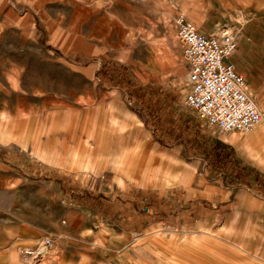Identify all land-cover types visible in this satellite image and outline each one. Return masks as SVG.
<instances>
[{
	"label": "rangeland",
	"instance_id": "1",
	"mask_svg": "<svg viewBox=\"0 0 264 264\" xmlns=\"http://www.w3.org/2000/svg\"><path fill=\"white\" fill-rule=\"evenodd\" d=\"M178 14L264 43V0H0V264H264V139L184 107Z\"/></svg>",
	"mask_w": 264,
	"mask_h": 264
},
{
	"label": "built area",
	"instance_id": "2",
	"mask_svg": "<svg viewBox=\"0 0 264 264\" xmlns=\"http://www.w3.org/2000/svg\"><path fill=\"white\" fill-rule=\"evenodd\" d=\"M175 36L188 67V93L184 107L220 134H246L261 120V113L247 93L233 55L237 39L231 29L205 34L183 14L175 17ZM45 245L50 241L45 239Z\"/></svg>",
	"mask_w": 264,
	"mask_h": 264
},
{
	"label": "crops",
	"instance_id": "3",
	"mask_svg": "<svg viewBox=\"0 0 264 264\" xmlns=\"http://www.w3.org/2000/svg\"><path fill=\"white\" fill-rule=\"evenodd\" d=\"M255 20L257 19H254V17L252 19H249V21H255ZM219 27L220 26L212 29L211 26L205 25V22L202 21L199 23L198 30L205 34H210L215 32L216 29ZM241 30H243V28L240 29L232 28V32L234 33L235 38L237 39V50H238L234 57V62L238 71L241 72V75L245 76L246 78L245 83L246 81L249 84H252L253 82L257 83L260 79H264V43L263 42L244 43V41H242L243 39H239V36L243 35V31L241 32ZM251 30L252 29L244 31V34L252 35L253 30L252 31ZM254 100L256 104L259 106V108H262L260 103L256 101V98ZM181 118H182V123L189 122L186 119H184L183 116H181ZM260 123H259L260 126H257L258 129L256 128V132H254L252 138H250L249 140V149L251 150H252V146L256 141L258 140L261 141L260 139H264V120L263 121L261 120ZM193 128L196 129V127ZM188 131H189V127L187 128V130H182L183 141L181 143V146L185 144L184 143L185 139H188V141H190L191 133ZM199 132H200V136L197 137L199 139L198 145L199 147H202V150L199 152V158H198L199 161L203 160L204 161L203 164H207V166L210 167L211 169L212 167H216V165L223 160L225 162V167H224L225 171H230V174L233 171L235 176H238V174L235 173L240 172L241 175L242 173L247 172L248 170L247 166L249 165H247L244 161L239 160L237 151L235 153H231V148L229 146L227 147L226 145H224L226 142L222 137L217 136L214 132L209 130L199 131ZM195 133L198 132L195 131ZM245 143H247L246 145H248V141H246ZM181 146L178 145V147L180 148ZM235 146H236L235 148H237L238 144H236ZM206 175H208L209 177H214V178L216 177V174H213V171L212 174L210 173Z\"/></svg>",
	"mask_w": 264,
	"mask_h": 264
},
{
	"label": "bare ground",
	"instance_id": "4",
	"mask_svg": "<svg viewBox=\"0 0 264 264\" xmlns=\"http://www.w3.org/2000/svg\"><path fill=\"white\" fill-rule=\"evenodd\" d=\"M261 113V112H260ZM261 118H262V115H261ZM261 121V120H260ZM260 123V122H259ZM258 123V124H259ZM258 124H257V126H258ZM256 126V127H257ZM255 127V128H256ZM255 128L252 130V131H254L255 130ZM252 131H250V132H248V133H251ZM248 133H246V134H248ZM50 241V240H49ZM51 241H50V245H45L44 243H43V241L40 243V247H41V251H42V254H45V253H48V252H50V250H51ZM30 252L29 251H26V254H29Z\"/></svg>",
	"mask_w": 264,
	"mask_h": 264
}]
</instances>
